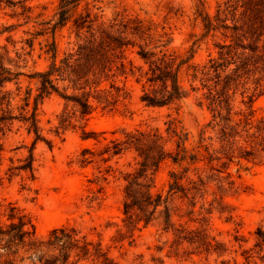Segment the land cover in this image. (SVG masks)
<instances>
[{"label": "trees", "instance_id": "16d2710c", "mask_svg": "<svg viewBox=\"0 0 264 264\" xmlns=\"http://www.w3.org/2000/svg\"><path fill=\"white\" fill-rule=\"evenodd\" d=\"M195 1L204 32L194 46L208 38L214 41V53L203 64L191 63L194 48L187 57L171 53L168 47L173 39L165 27L134 16L117 15L102 21L100 7L89 0H59L55 14L38 22L32 37L18 48L12 33L30 22L34 8L28 0H0V10H11V18L18 19L0 24V132L7 135L19 123V128L24 126L34 137L29 155L9 167V179L20 176L34 181L35 145L44 141L53 146L39 113L47 98L58 96L63 101L58 124L50 129L57 138L65 139L72 130L79 131L83 140L99 141L102 133L89 128L94 114L116 110L132 97L133 86H140V99L146 106L159 108L177 105L203 91L198 103L208 107L213 119L196 142H190V134L172 118L167 133L175 139L174 150L167 148L159 129H136L111 140L98 156L107 162L134 153L137 159L136 167L125 175L124 219L117 242L130 239L133 243L136 231L158 222L166 233H173L176 256L224 254V245L209 234L208 215L235 188L228 169L236 159L239 164L243 160L264 162V116L255 120L253 109L256 92L264 91V0H220L213 15L206 10L205 0ZM71 22L77 41L61 53L56 34ZM49 35L51 41L41 42L48 65L28 72L35 40ZM23 79L29 82L25 88ZM251 82L254 92L246 100V86ZM240 89L245 107L237 109ZM208 129L214 134L206 136ZM94 157L85 148L80 162L86 166ZM169 159L178 168L170 172L166 194L156 192V174ZM213 184L215 199L206 207ZM194 222L200 227L193 228L190 224ZM0 264L119 263L102 242L93 241L76 227H58L40 239L31 217L11 205L7 221L0 214Z\"/></svg>", "mask_w": 264, "mask_h": 264}, {"label": "rangeland", "instance_id": "374dc122", "mask_svg": "<svg viewBox=\"0 0 264 264\" xmlns=\"http://www.w3.org/2000/svg\"><path fill=\"white\" fill-rule=\"evenodd\" d=\"M34 12L30 22L19 27L12 34L21 48L23 40L32 37L39 27L38 22L51 18L59 0H28ZM100 7L102 21L108 22L117 15L134 16L153 21L159 28L165 27L173 41L168 47L171 53L187 57L192 48L196 50L192 64H203L214 53L212 38L194 43L201 38L204 30L197 15L195 0H89ZM220 0H205L206 10L215 14ZM11 10H0V24L17 23L11 18ZM23 21V20H21ZM73 23L56 34L60 52L73 47L77 41ZM6 36L2 42L6 43ZM52 40V35L35 40L32 56H29L27 71L42 70L49 63V57L41 50V42ZM187 88L188 77L182 75ZM29 82L23 79L24 88ZM198 84V82L196 83ZM35 89V85L32 84ZM248 95L253 94L255 84L247 86ZM132 97L125 100L116 110H98L90 121L89 128L101 132L99 141L83 140L80 132L69 131L65 139L57 138L50 129L58 124V115L63 101L58 96L47 98L39 107L42 126L51 147L44 141L35 145L36 179L24 181L18 176L10 180L9 167L27 157L33 148L34 137L25 127L16 124L7 135L0 132V214L7 221L10 206L15 205L31 217L36 226L37 236L46 239L58 227H76L95 242H102L119 264H264V162L252 163L236 159L228 169L235 181V188L224 194L222 205L215 203L212 214L208 215V230L212 238L222 243L224 254H193L189 258L174 253V235L166 233L158 223H153L135 233V241H116L117 230L123 227V201L125 175L136 167L134 153H126L101 161L98 153L113 139L123 138L124 133L136 129H159L167 141V148H176L175 139L167 133L168 122L177 118L180 125L190 134V142H196L201 130L213 119L206 105L200 106L198 98L202 92L192 93L181 103L171 107H148L140 99V86H133ZM243 89L236 96V108L241 103ZM253 109L255 120L264 116V91H257ZM208 129V135H213ZM95 153L94 162L81 164L83 149ZM91 156V155H89ZM178 167L172 160H166L155 177L156 192L168 188L170 172ZM106 178V179H105ZM211 186L206 197V207L215 199ZM201 204L197 206L199 210ZM176 219H178L176 217ZM193 228L200 223L190 224ZM188 245L185 244L184 247ZM31 262V261H29Z\"/></svg>", "mask_w": 264, "mask_h": 264}]
</instances>
